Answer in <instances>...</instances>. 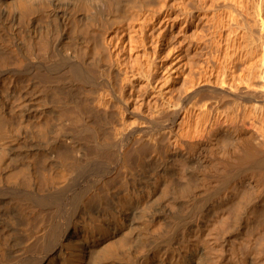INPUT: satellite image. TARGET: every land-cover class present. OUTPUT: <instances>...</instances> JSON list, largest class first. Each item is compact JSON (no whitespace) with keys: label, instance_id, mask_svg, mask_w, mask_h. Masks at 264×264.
Returning <instances> with one entry per match:
<instances>
[{"label":"bare ground","instance_id":"obj_1","mask_svg":"<svg viewBox=\"0 0 264 264\" xmlns=\"http://www.w3.org/2000/svg\"><path fill=\"white\" fill-rule=\"evenodd\" d=\"M88 1L0 0V68L10 63L30 68L27 81L33 83L24 86L26 83L22 82L21 86L24 91L27 87L31 96L39 94L40 102L48 101L57 106L60 128L55 139L58 142L66 143L63 137L71 128L72 131H86L89 144L103 147L109 142L102 131L105 113H100L103 115L100 119L92 112L93 107L90 110L85 97L76 101L75 93H71V88L79 86L84 95L85 81H91L94 73L101 72L102 60L91 62L86 58L94 55L87 43L82 56L72 51V55L81 59L79 71L82 75L76 68L62 73L64 69L60 67V59L64 60L72 50L68 48L71 35L74 37L81 32L90 40L118 19L121 9L119 11L117 5L121 0H104L107 12L101 13L102 17L91 14ZM86 11L93 16L85 15ZM254 56H257L256 51L248 54L250 60ZM87 60L90 64H86ZM236 68L233 65L230 73L218 80L210 76L194 84L189 98L209 88L245 111H264V52L261 63H254L246 75L235 77ZM75 76L80 79L79 84ZM15 79L3 77L1 88L14 90L12 94L23 100L28 95L24 97L23 88L18 85L20 80ZM67 91L74 96L69 92L68 96ZM8 105L0 108V169L4 170L9 165L8 160L12 162L20 156L21 149L8 146L9 140L15 137L16 127L27 122L19 111L16 113L21 114L20 124H8L17 120L16 113ZM97 108L95 112L101 111V105ZM204 111L205 108L200 110L201 114L196 117L194 107H178L174 111L175 119L184 114L186 120L182 134L171 144H161L151 136L147 148L139 146L125 151L123 167L129 168L136 162L141 172L124 173L119 181L121 191L115 193L110 185L116 178L101 179L93 189L79 196L81 200L77 203L82 210L76 212L77 204L76 214L65 220L58 213L65 198L61 191L58 192V173L62 179H69L72 163L67 165L60 160L62 163L55 165L54 170H38V175L32 173L37 176L38 180H34L38 181V186L24 196L11 194L15 204H10L12 199L4 194L11 185L7 178L4 179V170H0V264H14L13 258L19 252L16 247L20 242L12 232L10 221L3 219L8 205L43 221L42 232L33 247L39 253L53 250V257L41 258L40 264H264V138L258 137L255 123L244 119L231 121L224 117L205 123ZM38 119L37 136L46 139L51 120L48 114ZM102 154L109 155L108 152ZM33 157H43V162L35 160L46 164L44 154L37 152ZM12 185L13 189L18 187ZM39 185L51 189L49 196L35 193L36 187L41 190ZM94 203L97 207L93 211ZM67 223L70 231L65 230Z\"/></svg>","mask_w":264,"mask_h":264},{"label":"rangeland","instance_id":"obj_2","mask_svg":"<svg viewBox=\"0 0 264 264\" xmlns=\"http://www.w3.org/2000/svg\"><path fill=\"white\" fill-rule=\"evenodd\" d=\"M106 1L89 0L90 9L93 12L91 13L90 10V13L102 17L103 12L104 14L107 12ZM121 1V4L117 5L118 10L121 9V11L116 21L107 24V28L104 27L101 34L94 35L90 40H86L81 32H78L79 36L77 33L73 35L74 37L71 35V45L68 48L69 51L70 48L72 50L68 51L69 56L63 57L64 60L60 59L61 70L64 69L62 73L75 68L79 71L81 59L78 56H82L85 44L89 43L94 55H88L92 59L86 58H89L91 62L93 59L102 60L104 70L101 69L98 74L94 73L91 81H85L84 95L79 86L76 89L71 88L74 90L71 93H75L76 101L85 97L90 110L93 107L92 112L100 119L103 117L100 113H105L106 123L103 124L102 131L109 138L106 146H92L86 139L88 134L86 131H72L67 127L68 134L63 137L66 143L58 142L55 139L60 128L57 106L48 101L40 102L39 94L31 96L27 93L29 89L26 87L24 91L21 86L22 82L26 83L23 84L24 86L28 85L27 83L32 85V81H27L28 74L31 72L30 68L26 65L19 67L11 63L10 67L0 68V81L3 77L16 78L15 80L21 82L18 85L23 88L21 92L24 93V97L28 95L26 100L24 98L19 100L16 95L12 94L14 90L4 91L0 82V95L2 94L0 104L4 105L0 108L6 107L8 103L15 113L21 111L19 113L24 114V119L28 122H21L20 119L22 123L20 124L18 119L21 114L16 113L17 120L8 123L13 124L11 126L16 124L18 126L19 123L18 127H21V132L17 127L16 131L22 133L23 136L16 133L15 127H12L15 131L13 137H15L9 140L8 146L18 151L21 149L20 156L15 161L8 160L7 169L5 166V170L3 167L0 169L4 170V173H1L11 185V188L4 193L12 199L10 204L14 197L11 194L21 193L20 196H24L34 191V186H38V181L34 180L37 176L33 175V177L32 173L37 172L35 174L38 175V170H54V166L62 162L74 165L67 180L62 179L61 174L58 173V192L61 191L60 193L65 197L58 208L60 210L58 213L64 220L76 214L74 213L77 209L74 210L75 207L78 206L76 212L82 210L78 204L81 200L79 196L93 189L101 179L114 176L116 179L110 185L111 190L113 193L121 191L119 184L121 176L129 172L140 173L142 170L136 162H132L129 168L123 167V153L139 146L147 148L150 145L149 137L151 136L158 139L161 144L173 143L174 139L182 134L186 124L184 114H181L177 120L175 119L174 111L178 107L188 109L194 107L196 117L201 114L200 110L205 108V123L224 117H229L231 121L244 119L248 123H255L254 130L258 137L264 138V118L262 116L264 111L259 113L245 111L228 97H223L217 90L209 88L189 98L192 95V86L201 82L202 79L212 76V80H218L219 77L230 73L233 65L237 67L235 77L238 78L249 73L254 63H261L264 52V0ZM87 13L91 15L88 11L84 12L85 15ZM83 39H85L84 43H82ZM75 50L76 54L80 53L78 56L72 55V51L74 53ZM254 51L257 52V56L250 60L248 54ZM90 61L86 64H90ZM7 74L8 76H5ZM80 75H82L81 72ZM75 79L76 84H79L80 79L78 77ZM52 95L50 96L53 98ZM50 96L48 98L51 102ZM99 105H101V111L95 112ZM47 114L51 121L49 120L47 138L44 139L37 136L36 124L38 118ZM65 124L67 125L68 122ZM150 131L154 134H149ZM37 152L47 157L46 164H39V161L35 160L36 157L31 158ZM103 152H108L109 155L105 156ZM42 158L36 159L43 162ZM29 173L30 175H27ZM12 184L18 187L13 189ZM39 187L41 190L39 191L36 187L35 193L39 192L41 197L49 196L51 189L41 188V185ZM77 200H79L78 203ZM92 206L95 208L91 207V209L96 210L97 203ZM12 207L13 205L7 206V213L3 217L6 221H10L8 223L13 228L12 232L20 242L16 247L19 252H16L17 256L14 255L12 262L30 264L27 262L29 261L31 264H40L46 257H53V250L39 253L33 247L42 232L43 221L21 210L25 213L21 212L22 215L18 208ZM65 230L70 231L69 223L66 224Z\"/></svg>","mask_w":264,"mask_h":264}]
</instances>
